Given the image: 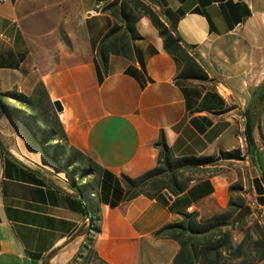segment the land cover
<instances>
[{
  "label": "crops",
  "instance_id": "1",
  "mask_svg": "<svg viewBox=\"0 0 264 264\" xmlns=\"http://www.w3.org/2000/svg\"><path fill=\"white\" fill-rule=\"evenodd\" d=\"M113 1L0 0V91L30 95L43 83L63 106L59 117L70 144L115 175L154 168L162 130L176 156L235 149L244 156V112L251 90L264 83V0H141L176 28L208 77L177 79L181 65L152 20L141 16L132 57L110 54L101 80L99 44L115 23L123 24L107 8ZM99 2L104 10L89 15ZM254 119L264 170V104ZM0 139L9 152L0 149V264H66L87 240L89 201L8 113L0 116ZM261 175L248 155L220 159L184 171L179 180L186 189L169 193L167 204L144 195L101 204L94 247L109 264H173L180 245L156 230L181 221V211L214 216L237 197L264 226ZM233 184L239 188L230 191Z\"/></svg>",
  "mask_w": 264,
  "mask_h": 264
},
{
  "label": "trees",
  "instance_id": "2",
  "mask_svg": "<svg viewBox=\"0 0 264 264\" xmlns=\"http://www.w3.org/2000/svg\"><path fill=\"white\" fill-rule=\"evenodd\" d=\"M107 8L115 11L123 24L115 23L99 44L98 68L101 80L103 72H108L110 54L132 57L131 44L142 38L135 27V22L141 16H148L152 20L164 40L165 50L181 65L177 79H207L206 72L189 52L188 45L183 42L176 28L168 27L145 2L115 0ZM251 94V101L245 112H250L254 128V117L261 112L264 104V83L252 89ZM4 113L15 117L28 128L41 143L45 156L71 175L76 187L89 201L93 215L90 226L86 228L87 240L66 264H109L94 247V234L100 231L96 220L99 219L101 204L115 207L141 195L161 199L167 204L169 196L165 195V191L176 196L186 189L187 184L179 180L184 171L194 172L206 165L215 164L220 159H242L248 155L254 165L259 162L262 166L257 146L251 145L248 138L244 156L240 149L221 151L219 155L176 156L162 130L154 143L158 149L154 168L135 177L125 173L115 175L70 144L59 113L43 83L37 84L30 95L19 91H0V116ZM0 149L2 153L9 154L1 139ZM212 173L215 174L216 169ZM260 177L264 182L262 175ZM238 188L237 184H233L229 190ZM244 206V201L237 197L231 198L223 212L211 217L200 216L196 211H181V221L162 226L156 230L155 235L172 238L179 243L180 249L173 264H260L264 261V226L254 222L246 227V217L236 221ZM234 231L243 233L239 241L235 239ZM81 233L82 229H79L75 236ZM55 252L56 250L49 256Z\"/></svg>",
  "mask_w": 264,
  "mask_h": 264
},
{
  "label": "water",
  "instance_id": "3",
  "mask_svg": "<svg viewBox=\"0 0 264 264\" xmlns=\"http://www.w3.org/2000/svg\"><path fill=\"white\" fill-rule=\"evenodd\" d=\"M54 104V108L56 110V112H62L63 111V106L62 104L59 102V101H54L53 102ZM245 131H246V135H247V138L250 142L251 145H254L255 144V140H254V135H253V127H252V119H251V116H250V112L249 111H246L245 112ZM259 166V169L261 170V174H262V177L264 178V170H263V167L260 165V163L258 162L257 164ZM81 193V196L85 199L86 196L82 193ZM165 195H169V192L168 191H165L164 192ZM251 207L249 205H245L242 210L240 211L239 215L236 217V221H239L243 218H245L247 215H249L251 213ZM91 215H93V212L91 211Z\"/></svg>",
  "mask_w": 264,
  "mask_h": 264
},
{
  "label": "rangeland",
  "instance_id": "4",
  "mask_svg": "<svg viewBox=\"0 0 264 264\" xmlns=\"http://www.w3.org/2000/svg\"><path fill=\"white\" fill-rule=\"evenodd\" d=\"M250 201L251 200L249 199L248 202H250ZM245 205H249L251 207V209H252V205H250L248 203H246ZM245 220H246V227H250L254 222H258L257 216L256 215H252V210H251V213L246 216ZM241 237H243V233H241ZM237 240L239 241V239H237ZM260 264H264V261L261 262Z\"/></svg>",
  "mask_w": 264,
  "mask_h": 264
},
{
  "label": "built area",
  "instance_id": "5",
  "mask_svg": "<svg viewBox=\"0 0 264 264\" xmlns=\"http://www.w3.org/2000/svg\"><path fill=\"white\" fill-rule=\"evenodd\" d=\"M3 1H7V0H3ZM104 10V3L103 2H99L97 3L93 9H91L89 11V15H98L99 13H101Z\"/></svg>",
  "mask_w": 264,
  "mask_h": 264
}]
</instances>
